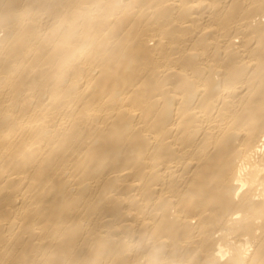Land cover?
<instances>
[{
	"label": "bare ground",
	"instance_id": "obj_1",
	"mask_svg": "<svg viewBox=\"0 0 264 264\" xmlns=\"http://www.w3.org/2000/svg\"><path fill=\"white\" fill-rule=\"evenodd\" d=\"M0 264H264V0H0Z\"/></svg>",
	"mask_w": 264,
	"mask_h": 264
}]
</instances>
